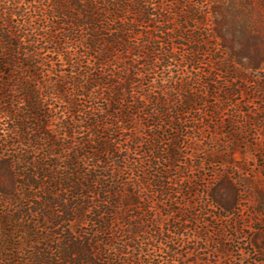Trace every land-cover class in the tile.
<instances>
[{"label":"trees","instance_id":"trees-1","mask_svg":"<svg viewBox=\"0 0 264 264\" xmlns=\"http://www.w3.org/2000/svg\"><path fill=\"white\" fill-rule=\"evenodd\" d=\"M152 1L0 0V146L12 151L0 155V203L10 209L0 215V264H138L132 243H136L138 233L144 235L143 228L150 223L142 222L144 217L150 211L158 214V209L160 216L180 217V209L171 205L166 212L160 206L163 201L153 207V198L141 188L114 184L113 177L103 173L105 165L112 162L127 172L152 165L150 161L136 164L139 149V160H169L172 167L180 156L178 145L166 152L163 135L155 132L173 126L179 131L182 109L194 110L198 103L190 76L189 80L175 76L170 85L163 80L155 88L152 84L155 74L162 78L179 61L175 41L180 37L157 26L149 30L162 16ZM219 10L225 20L228 14L238 15L236 24H224L237 30L231 32L224 26L217 32L220 50L212 59L213 69L229 75L231 68L238 66L242 73L221 86L218 74L210 71L203 96L219 97L223 106L218 109L225 110L227 101L244 96L245 72H252L257 75L253 92L259 96L251 102V109L263 114L264 2L241 0L237 5L228 0ZM192 39L195 42L194 36ZM203 50L196 44L191 47V58L186 59L191 76ZM207 105L209 111L211 106ZM55 120L59 129L52 128ZM81 131L86 134L81 150L69 158L75 162L91 160L93 168L84 176H77L70 168L72 173L61 172L53 160L66 157L70 146L65 142ZM261 135L262 142L264 132ZM231 137L234 152L240 141L247 145L243 137ZM259 139L249 144L254 150L259 148ZM73 167L81 169L77 164ZM168 179V170L161 168L155 188L162 196L168 191L170 199H175L176 189L184 183L169 184ZM206 196L221 218L237 215V221H242L244 194L233 182L222 180L208 189ZM254 198L255 215L264 214V191ZM134 212H139L136 218ZM187 213L179 218V230L160 229L156 236L166 241L172 261L204 264L190 246L193 237L181 233L184 225L193 223L191 212ZM134 221H139L136 226ZM254 229L258 231L251 235V248L245 254L264 258L263 232ZM17 230L23 237L15 243L12 236ZM174 236L182 238L183 250H173L170 241L167 245ZM11 251L20 252L22 257H13Z\"/></svg>","mask_w":264,"mask_h":264},{"label":"rangeland","instance_id":"rangeland-1","mask_svg":"<svg viewBox=\"0 0 264 264\" xmlns=\"http://www.w3.org/2000/svg\"><path fill=\"white\" fill-rule=\"evenodd\" d=\"M227 1L228 0L152 1L156 10L162 12V16L158 17L157 23L155 25L152 24L149 30L152 32L154 29L153 27L157 26L162 30L168 29V32L169 30H173L176 32L177 37L180 36L179 39L175 41V50L178 53L177 56L179 61H175L173 63L174 65L171 67V71H166L162 78L159 74H155L151 80L152 84L155 88V86L163 80L164 84L170 85V82L175 76H181L185 78V80H189L190 76V80H192L191 87L198 96V103L194 105V110L182 109L183 120L180 124L181 128L179 131L177 130V126H173L164 131L160 128L155 132L156 134L160 132L163 135V148L166 152L173 148L175 143L178 145L176 148L180 156L177 157L172 167L169 160H139L141 155V149H139L138 154L140 155H138L136 164H140L141 162L145 164L147 161H150L152 165H144V168L142 167L138 170H133V172H127L121 165L112 162L105 165L107 171H103V173L108 178L112 176L113 178L111 181H113L114 184L120 186L125 184V187L133 186L134 188H141V191H144L148 198H153V207L157 205V201H163L164 204L160 206L166 212L171 209V205L173 209H180V219L189 214L187 212H191L193 223L184 225L181 233L193 237V243L190 246L194 248V250H197V253L202 258V263L254 264L256 262V264H264V258H261L260 255L251 254V256L248 257V255L245 254V250L249 252L251 248L249 245L251 242V235H253V232L258 231L254 228L256 227L262 230L264 235V214L255 215L257 204L254 198L257 193L261 194V191H264V140L261 142V134L264 132V112L263 114H261V112L255 114L257 112L252 111L250 105L251 102L256 101L257 99L255 98L259 96L258 93L255 94L253 92L256 90L255 82L257 80V75L252 72H245L247 76L245 81L242 82V88L245 90L244 96H237L227 101L224 104L225 110L219 111L218 109L223 106L219 97L217 100L216 95H219L218 91L217 94H214L216 98H205V96H203L206 90L204 84L207 82V74L210 71L214 72L215 75L218 74L217 78L220 80L221 86L224 83L227 84L228 81L232 82L233 78H237L238 75L242 73L238 66L231 68L229 75L218 73L213 69L212 59L217 58V56L214 55L220 50L219 40L216 37L217 32L219 30L223 31L224 26L231 32H236L237 30V28H229L224 25L226 23L234 25L238 20L236 19L238 15H233L232 13L228 14L225 20V15L219 10ZM229 2H235L237 5H240L241 0H229ZM44 9H46V7H44ZM142 30L147 31L145 28H142ZM193 36L195 37V42L192 39ZM182 37H184V39ZM163 41L165 44L167 43V40L165 41L164 39ZM204 42H208L206 46L203 45ZM195 44L197 47L202 46L204 50L199 54L201 62L197 64L191 76V65L186 62V59L191 58V47H194ZM137 57L138 56H135L134 58L136 59ZM262 75L263 74L260 76ZM261 78H259V80ZM238 84L240 85L241 83ZM175 102L174 97L171 104L172 107ZM207 102L209 106H211L209 111H207ZM234 122L235 125H233ZM59 125L58 121L55 120L52 128L59 129ZM138 126L140 127V124ZM191 128H193V130ZM197 128L199 130H197ZM237 130L240 132L239 134L236 132ZM81 132V135L73 134L72 136L74 138L65 142L70 146L69 150H66L64 153L66 157L60 160H53V163L58 164V168L61 172L70 171L68 169L70 168L77 176L79 174L84 176L87 174L86 172L88 169L93 168L91 160H78L75 162L69 158L70 155L73 156L74 153L81 150L80 142L82 137L86 136V134H83V131ZM4 133H6V131ZM194 136H197L196 139ZM231 136L242 140L244 138L247 145L240 141L238 143L239 147H237L238 150L234 152V144L231 143L233 138ZM259 136V148L254 150L252 145L249 144L256 143V141L253 140ZM63 137L64 136L61 135L59 136L60 142L62 143H64ZM41 142L45 148L47 145L43 138ZM16 149L20 151V146ZM24 150H28V148L24 146ZM10 153H12L11 150L7 151L6 148L0 146V155H9ZM167 158L169 159V157ZM75 164H77V166L80 165L81 169H75V167H73ZM161 168L166 170V172L168 170L169 179L167 183L175 184L177 181L180 184L184 183V187L179 188V190L176 189L179 193L174 195L175 199H170L171 193L169 194L168 191L162 196L155 188L154 180L157 176V172ZM70 172L72 173V171ZM187 179H190V183ZM225 179L233 182L238 191L244 194V200L241 204L242 207H240L242 211L240 214L242 221L241 219L237 221V215L233 219L226 220L221 218V212L209 204L206 191L214 188ZM152 184H154V187L151 186ZM175 188H177L176 185ZM6 211H10L9 206L5 203H0V215H3ZM150 212V214L145 216V213L142 211V217L145 216L142 222L149 221L150 223L145 224L143 228L145 231L143 233L144 235L138 233L136 243H132V246H135L133 256L139 258L138 264H185L184 261H172L171 256L173 253L167 251L168 249L164 244L166 241L163 243L160 237L157 238L156 236L159 235L158 233L161 230L163 232H166L167 229L171 230V232L179 230V218L175 220L171 216H160L161 211L159 209L158 214H156V211ZM138 213L139 212H134L132 216L136 218ZM123 215H125V213H123ZM257 218L259 221L256 222V225H253V221ZM138 222L139 221H134L133 224L136 226ZM237 222H239V224H237ZM87 227H89V225H87ZM185 227L187 228L185 229ZM47 229L49 232L51 231L49 226H47ZM121 235L123 236V234ZM1 237L0 231V240L3 239ZM22 237V231L17 230L12 236L13 242L18 243L19 241L16 240ZM124 238L125 237H121L120 239ZM168 242L167 245L169 244L173 250H183L185 246L182 238H178L177 236H174L173 240H171L170 237ZM9 249L12 251L14 250L10 247ZM237 249L242 250V252L238 254ZM12 251L10 254L13 257H22L20 252ZM259 260H262V262L258 263Z\"/></svg>","mask_w":264,"mask_h":264}]
</instances>
